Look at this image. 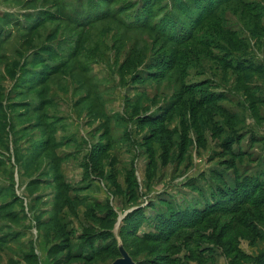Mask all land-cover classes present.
I'll return each instance as SVG.
<instances>
[{
    "label": "rangeland",
    "instance_id": "1",
    "mask_svg": "<svg viewBox=\"0 0 264 264\" xmlns=\"http://www.w3.org/2000/svg\"><path fill=\"white\" fill-rule=\"evenodd\" d=\"M120 244L264 264V0H0V264Z\"/></svg>",
    "mask_w": 264,
    "mask_h": 264
},
{
    "label": "water",
    "instance_id": "2",
    "mask_svg": "<svg viewBox=\"0 0 264 264\" xmlns=\"http://www.w3.org/2000/svg\"><path fill=\"white\" fill-rule=\"evenodd\" d=\"M119 251L121 254L120 258L115 260L112 264H137L123 244L119 245Z\"/></svg>",
    "mask_w": 264,
    "mask_h": 264
},
{
    "label": "trees",
    "instance_id": "3",
    "mask_svg": "<svg viewBox=\"0 0 264 264\" xmlns=\"http://www.w3.org/2000/svg\"><path fill=\"white\" fill-rule=\"evenodd\" d=\"M205 214H203V216H204ZM184 217H180L179 219H174V221H173V224L172 225H176L177 226V222H178V224H180L184 219H183ZM172 225H170V222L168 223V224H165V226L167 227V229H169ZM119 255L121 256V254H120V251H119Z\"/></svg>",
    "mask_w": 264,
    "mask_h": 264
}]
</instances>
